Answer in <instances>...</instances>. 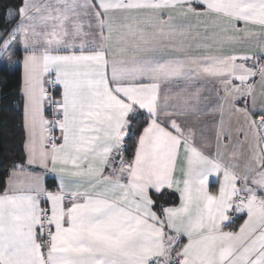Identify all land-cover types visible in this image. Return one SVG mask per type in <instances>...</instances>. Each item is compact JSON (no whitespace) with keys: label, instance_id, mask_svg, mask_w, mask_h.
Segmentation results:
<instances>
[{"label":"snow or ice","instance_id":"snow-or-ice-1","mask_svg":"<svg viewBox=\"0 0 264 264\" xmlns=\"http://www.w3.org/2000/svg\"><path fill=\"white\" fill-rule=\"evenodd\" d=\"M0 264H264V0H17Z\"/></svg>","mask_w":264,"mask_h":264},{"label":"trees","instance_id":"trees-1","mask_svg":"<svg viewBox=\"0 0 264 264\" xmlns=\"http://www.w3.org/2000/svg\"><path fill=\"white\" fill-rule=\"evenodd\" d=\"M17 0H0V26H2L4 22V18L6 13L13 9ZM17 85L13 83H9L7 86L3 83H0V97L3 96L4 93H9L15 90ZM15 99V97H9L8 99L0 98V155H3V134L7 128L11 127L10 122H8L7 118L12 115L11 112H5V106H11V102Z\"/></svg>","mask_w":264,"mask_h":264},{"label":"crops","instance_id":"crops-1","mask_svg":"<svg viewBox=\"0 0 264 264\" xmlns=\"http://www.w3.org/2000/svg\"><path fill=\"white\" fill-rule=\"evenodd\" d=\"M11 10V9H10Z\"/></svg>","mask_w":264,"mask_h":264}]
</instances>
